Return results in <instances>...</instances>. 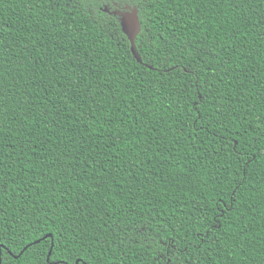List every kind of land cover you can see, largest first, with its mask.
Here are the masks:
<instances>
[{"label":"trees","instance_id":"1","mask_svg":"<svg viewBox=\"0 0 264 264\" xmlns=\"http://www.w3.org/2000/svg\"><path fill=\"white\" fill-rule=\"evenodd\" d=\"M69 255L264 264V0H0V258Z\"/></svg>","mask_w":264,"mask_h":264},{"label":"water","instance_id":"2","mask_svg":"<svg viewBox=\"0 0 264 264\" xmlns=\"http://www.w3.org/2000/svg\"><path fill=\"white\" fill-rule=\"evenodd\" d=\"M102 9L105 12H110V9L107 5H105ZM111 12H112V14L117 15L119 17V23L121 26V30L127 36L128 40L130 42V50H131L134 58L138 62H142L141 56L137 52L136 45H135V38L141 29V24H140V20H139L137 7L136 6H130V5L126 4V5H124L123 9L116 8V9L112 10ZM49 235L50 234H47L45 237H48ZM38 241H40V240L34 241L33 243L38 242ZM49 252H51V250ZM48 258L49 257L47 256V260H48ZM0 260H1V258H0Z\"/></svg>","mask_w":264,"mask_h":264},{"label":"snow or ice","instance_id":"3","mask_svg":"<svg viewBox=\"0 0 264 264\" xmlns=\"http://www.w3.org/2000/svg\"><path fill=\"white\" fill-rule=\"evenodd\" d=\"M62 227H64L63 222H62ZM77 228H78V226L75 225L69 219L68 227L65 230L66 231L72 230V231L76 232ZM77 235H82V234L77 233ZM72 243L73 244H77V241L76 240H73ZM52 246L53 247H56V242L55 241H53V245ZM77 246L80 249V251H83L85 249V247H88L87 242L79 243ZM46 255L48 257H52L53 254L51 252H49ZM86 255H87V253H86ZM56 259L59 260V264H69V259H74L75 260V264H80V261H81L82 258L79 257V256H71V255H69V256H64L62 259L61 258H58V257ZM0 264H2V260H0ZM49 264H54V262L52 260H50L49 261ZM83 264H88V260L87 259H84Z\"/></svg>","mask_w":264,"mask_h":264}]
</instances>
